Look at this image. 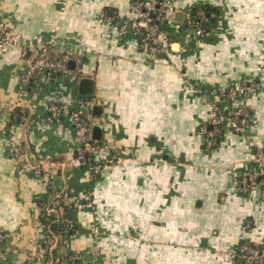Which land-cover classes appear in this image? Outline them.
Masks as SVG:
<instances>
[{"label":"crops","instance_id":"0c3cea01","mask_svg":"<svg viewBox=\"0 0 264 264\" xmlns=\"http://www.w3.org/2000/svg\"><path fill=\"white\" fill-rule=\"evenodd\" d=\"M136 2L0 0V26L19 42L0 53V264H41L38 200L52 204L51 194L77 226L59 239L62 259L72 251L85 264H244L228 253L264 243V187L244 194L234 181L264 150V0H172L159 30L166 48L154 59L140 49ZM204 7L199 36L187 22ZM43 48L79 56L69 66L79 75L25 85L27 62ZM83 78L93 80L90 96L79 92ZM243 81L260 85L238 98L256 126L208 147L199 128L211 91ZM82 97L95 103L98 141L119 156L97 175L77 161L73 131L45 123L50 103ZM17 108L28 117L10 126Z\"/></svg>","mask_w":264,"mask_h":264},{"label":"built area","instance_id":"2783aa9c","mask_svg":"<svg viewBox=\"0 0 264 264\" xmlns=\"http://www.w3.org/2000/svg\"><path fill=\"white\" fill-rule=\"evenodd\" d=\"M172 0H137L135 13L138 18L137 30L140 37V49L147 52L153 59L164 53L166 45L159 36V30L168 14ZM190 27L195 26L197 34L204 36L205 31L201 25L188 19ZM121 35L127 34L126 23L119 24ZM19 42L14 38L8 28L0 26V53L15 49ZM79 60V56L70 52L56 54L52 50L40 49L28 62L27 72L23 77L24 84L28 85L35 78L37 83L42 76H48L56 82H63L72 73L69 68L71 62ZM80 77V76H78ZM260 85L258 83L243 81L239 86L228 89H215L209 95L212 106L206 123L199 128V133L206 139L207 146H215L216 140L223 130L239 135H246L256 126L253 111L250 107L238 102L239 96L254 94ZM229 103L228 109H223L221 104ZM95 103L89 99H76L71 105L63 98L53 101L49 105L50 117L45 120L49 126L69 128L73 131L74 144L76 146L77 161L87 164L92 175L100 174L107 166L119 163L116 152H110L108 146L95 139V128L99 121L92 114ZM211 127V129H210ZM16 148H10L9 154L15 156ZM27 171L42 172L30 164L24 165ZM240 193L248 194L264 187V150L260 151L254 160L252 167H246L244 171L234 179ZM70 224V223H68ZM247 230L251 226L247 225ZM94 233L98 230L94 227ZM0 238H2L0 236ZM58 240H49L47 246L42 247L39 260L43 263V256L48 250L58 247ZM228 256L244 264H264V243L248 241L245 244L232 249Z\"/></svg>","mask_w":264,"mask_h":264},{"label":"trees","instance_id":"16d2710c","mask_svg":"<svg viewBox=\"0 0 264 264\" xmlns=\"http://www.w3.org/2000/svg\"><path fill=\"white\" fill-rule=\"evenodd\" d=\"M210 8L204 7L200 9H194L190 12V20L195 23H201V17L207 18L210 13ZM189 23V20L188 22ZM68 80V79H67ZM35 82V78L31 84ZM83 99V97L81 98ZM27 112L21 108H17L11 115L10 126L20 125L27 118ZM226 130H223L218 138L224 136ZM217 138V139H218ZM83 168L88 169L87 164L83 165ZM98 178V177H97ZM52 204H49L48 198L44 200H38L40 208L43 210L42 223L44 226V242L43 247L47 246L49 240L62 239L63 241L70 240L77 231V226L73 223L68 224L69 220L67 215L71 213L72 207L63 201V197L58 194H51ZM71 207V208H70ZM64 212V214H63ZM245 244V243H244ZM59 245V244H58ZM59 246L54 250H48L43 256L42 264H85L81 258L75 255L74 252H66V255L60 258Z\"/></svg>","mask_w":264,"mask_h":264},{"label":"water","instance_id":"95a60500","mask_svg":"<svg viewBox=\"0 0 264 264\" xmlns=\"http://www.w3.org/2000/svg\"><path fill=\"white\" fill-rule=\"evenodd\" d=\"M205 26V25H204ZM173 47L177 50L178 49V44L173 45ZM73 63H70L69 66L73 67ZM94 91V84H93V80L90 78H83L80 82V86H79V92L81 95L83 96H90L93 94ZM101 132H102V128L100 126H97L95 128V139L97 140H101L102 136H101Z\"/></svg>","mask_w":264,"mask_h":264}]
</instances>
